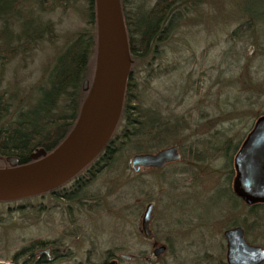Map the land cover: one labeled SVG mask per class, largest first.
Returning <instances> with one entry per match:
<instances>
[{
  "label": "rangeland",
  "instance_id": "374dc122",
  "mask_svg": "<svg viewBox=\"0 0 264 264\" xmlns=\"http://www.w3.org/2000/svg\"><path fill=\"white\" fill-rule=\"evenodd\" d=\"M77 7L43 15V21L49 19L54 24L52 39L31 42L29 50H18L0 69V92L5 89L8 97L11 92L13 108L32 104L56 55L84 26L83 11ZM234 7L233 0H202L198 19L195 23L186 21L187 26L177 30L167 47V60L176 69L157 79L144 95V107L168 106L183 119L176 143L168 144L179 148L180 160L161 169L142 167L137 171L130 164L135 152L130 148L122 150L111 166L97 172L76 192L77 198L84 201L76 203L78 226L70 222L66 206L59 199L55 202L59 207L47 210L48 224L42 222L44 214L37 201L36 207L23 212L8 211L7 206L15 207L25 203L24 200L0 203V264H19L22 258L16 263L13 257L23 246L54 237L62 241L56 251L62 255L57 260L61 264H101L106 257H113L107 255L108 250L116 256L120 253L132 256L133 264H220L225 251L222 231L233 222L242 221L249 241L264 247V206L250 210L233 198L228 177L236 152L232 147L238 141L241 144L254 122L246 113L249 109L246 102L239 117L229 114L231 107L224 105V97L249 94L247 87L235 88L221 82L239 72L233 63L234 51L250 56L248 71L254 74L257 70L254 76L259 82L264 81V39L258 46L251 40L243 44L227 41L228 32L237 24ZM12 30L16 35L19 32L16 25ZM181 31L186 35L184 38ZM17 42L14 39L11 46L18 49ZM95 66L96 57L87 78L90 86ZM119 81L105 113L106 130L117 108ZM251 108L257 109L256 105ZM258 111H264V107ZM102 135V129L98 128L95 141ZM8 169H11L8 163L1 160L0 170ZM148 202L154 205L151 239L139 232ZM154 228L158 243L167 246L157 258L153 255ZM146 257L152 260L146 262ZM118 261L126 264L125 260Z\"/></svg>",
  "mask_w": 264,
  "mask_h": 264
},
{
  "label": "trees",
  "instance_id": "16d2710c",
  "mask_svg": "<svg viewBox=\"0 0 264 264\" xmlns=\"http://www.w3.org/2000/svg\"><path fill=\"white\" fill-rule=\"evenodd\" d=\"M201 4L202 0H120L127 36L128 74L114 127L103 149L93 159L99 155L102 169L111 166L116 156L126 148L136 154L156 151L176 143L175 136L182 131L183 119L168 106L144 107L143 98L157 79L176 69L167 60V47L173 42L177 30L187 26L186 21L195 23ZM233 5L237 24L228 32L227 41L243 44L251 40L252 44L258 46L264 39V0H233ZM77 6L83 11L84 26L56 55L32 104L13 108L11 100L14 96L11 92L10 97L5 89L0 92V155L3 157L13 155L20 159V163H28L32 161L29 158L31 153L41 150L52 152L71 132L89 92L82 89V83L91 75L94 66L97 32L95 0H0L2 70L18 50L27 51L31 42L52 39L54 24L49 19L43 21V15L58 9L63 12L70 8L77 9ZM192 14L194 16L190 17ZM14 25L19 29L17 35L12 30ZM181 34L182 38L186 36L183 31ZM14 39L18 41V49L11 46ZM250 59L239 50L234 51L233 63L239 72L236 77L232 74L221 82L235 88L247 87L249 94L246 97L242 94L224 97V105L231 107L229 114L239 117L246 102L249 108L246 113L255 120L264 115V111H258L264 107V81L256 79L257 70L254 71L256 76L248 71ZM254 105L257 109H250ZM239 144L240 141L232 149L237 150ZM228 145L229 142L225 146ZM146 168L154 170V167ZM89 182L84 181L81 188ZM262 206L264 204H256L251 209ZM34 207L36 204L16 210L23 212ZM37 243L32 241L22 247L13 260L17 263L22 258L19 264H43L44 258L36 256Z\"/></svg>",
  "mask_w": 264,
  "mask_h": 264
},
{
  "label": "water",
  "instance_id": "95a60500",
  "mask_svg": "<svg viewBox=\"0 0 264 264\" xmlns=\"http://www.w3.org/2000/svg\"><path fill=\"white\" fill-rule=\"evenodd\" d=\"M97 56L92 85L84 79L82 89L89 91L79 113L78 120L64 141L46 155L41 150L31 153L30 160L39 156L44 158L20 164L17 156H6L11 169L0 170V200L24 198L44 190L54 188L71 178L87 164L105 145L114 127L121 106L124 82L128 74L127 36L121 13L120 0H95ZM117 29L113 40L114 30ZM120 40L124 45V62L115 55ZM118 79L121 88L118 104L109 128L105 129V113L115 92ZM98 128L102 138L95 141ZM1 158V156H0ZM180 153L176 145H168L153 152L133 154L130 164L134 170L141 167H162L165 163L177 161ZM234 193L246 204L264 203V115L258 116L234 156ZM152 204L149 203L142 216L141 226L149 235V222ZM227 238V261L229 264H257L264 260V248L248 244L240 226L225 232ZM163 246L155 251L159 254ZM121 257L129 258L126 254Z\"/></svg>",
  "mask_w": 264,
  "mask_h": 264
},
{
  "label": "flooded vegetation",
  "instance_id": "af4514ba",
  "mask_svg": "<svg viewBox=\"0 0 264 264\" xmlns=\"http://www.w3.org/2000/svg\"><path fill=\"white\" fill-rule=\"evenodd\" d=\"M103 147L97 152V154L103 149ZM178 151H179V148H178ZM50 153H46V155H49ZM179 153H180V151H179ZM95 156L87 164H85L80 170H78L71 178H69L67 181L63 182L62 184H60V185H58V186H56L54 188L44 190V191L40 192L39 195H31V196H27V197L19 198V199H14V200H1L0 203H4V202L17 203V202H20L21 200H24V201H26L25 203L16 204L15 207L11 206V205H8L7 206V210L8 211L10 209H14L15 210L16 208L22 207V206L30 208V207L34 206V203L32 202L34 200L31 201L29 199H31V198L32 199H36V197H38V205H39V208L41 210L40 212H41L42 215L44 214V216H42V222H44V224H48L49 220L47 219V212H49V211H47V210H51L53 207L54 208L59 207L58 205L56 206V203H55L57 201V199H59V200L63 201V204L66 206V212L70 216V222L74 221L75 224L77 225V216L75 215L77 210H75V209L78 208L77 205H79V204H76V203H80V202L83 203L84 201H83V199H81L82 201H80V199L77 198L79 196H78V194H76V192L80 191L81 189H83V188H81V185L84 184L83 183L84 181L91 180L92 179L91 176L94 177L97 174V172H100L102 170V167H103L102 164L99 162V160H100L99 159V155L93 161ZM234 156H235V154H234ZM234 156H233V160L230 162L231 173H230V176H228L230 178L229 181H230V192H231V195H232L233 198H236V199L240 200L242 203H244L246 206H248L250 208V210H254V209H251V207H253L256 204H251V205L246 204L239 196H237L234 193V190H233V180H234V177H235ZM5 157L6 156H4V157L1 156L0 161L1 160L6 161ZM42 158H44V157L42 156L40 159H42ZM180 158H181V153H180ZM179 160H177V161H179ZM175 162L176 161H171V162L165 163L162 167H159V168L154 167V169H161L165 165L171 164V163H175ZM6 163H7V161H6ZM20 164H22V163H20ZM23 164H25V163H23ZM35 201H37V200H35ZM149 203L152 204V215H151V219H150L149 226H148L150 234L148 236L145 235V233L142 230L141 224H140L139 232L143 236H145L146 238L151 239L152 238V231L150 229V224H151V221H152L154 205H153L152 202H148L147 205ZM257 204H264V203H257ZM146 206H145V208H146ZM61 212H62V210H61ZM23 218H27V216H23ZM243 223H244L243 221H242V223L241 222L240 223L233 222V224L231 226L226 227L222 231V244L224 243L225 251H224V257L220 259V264H229L228 261H227V257H226V253H227V238L225 236V232L227 230H229L231 228H234L236 226H240L242 228V230H243L244 237H245V240L247 241V243L251 244V245H257V244H253V243H251L249 241V238L247 236V231H246L247 227H246V224L243 225ZM6 226H9V225H6ZM155 232H157L156 228H154V241L152 242V245L154 246L153 250L155 251L156 249H158L161 246L164 247L163 251L160 252L159 254H155V252H154V257L157 258L160 254H162L166 250L167 246L165 244H159L158 243L157 235H156ZM37 242H38L36 244L37 247H35L36 250H37L36 256H37V258H44L43 264H61V263H58L57 260H58V258H61L62 255L61 254L59 255V254L56 253V251L59 250L61 248V245H62V241L59 239V237H54V238H51V239H43V238H41ZM91 244H94V241H91ZM258 246H261V245H258ZM91 248H93V246H91ZM262 248H264V247H262ZM121 254H124V253H120L118 256H116L114 253H111V251L108 250L107 255H111V256L113 255V257L111 259L106 257V259H104L101 264H120L119 261H118L119 259L120 260H125L126 264H133L131 262L132 256L128 255L129 258H124V257H121ZM145 260H146V262H150L152 259H151V257H146ZM263 262H264V260H262L261 262H259L257 264H262Z\"/></svg>",
  "mask_w": 264,
  "mask_h": 264
},
{
  "label": "bare ground",
  "instance_id": "6f19581e",
  "mask_svg": "<svg viewBox=\"0 0 264 264\" xmlns=\"http://www.w3.org/2000/svg\"><path fill=\"white\" fill-rule=\"evenodd\" d=\"M116 35H117V29L114 30L113 40L116 38ZM123 51H124L123 41L120 40V43L118 44L115 55L120 60L121 66L123 65V62H124V52Z\"/></svg>",
  "mask_w": 264,
  "mask_h": 264
}]
</instances>
